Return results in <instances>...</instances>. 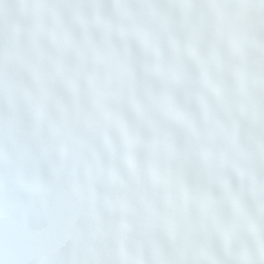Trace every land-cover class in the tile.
I'll list each match as a JSON object with an SVG mask.
<instances>
[{"label":"snow or ice","instance_id":"1","mask_svg":"<svg viewBox=\"0 0 264 264\" xmlns=\"http://www.w3.org/2000/svg\"><path fill=\"white\" fill-rule=\"evenodd\" d=\"M0 264H264V0H0Z\"/></svg>","mask_w":264,"mask_h":264}]
</instances>
